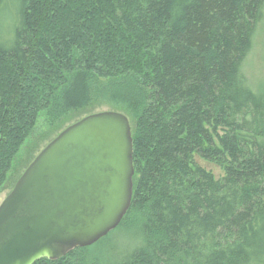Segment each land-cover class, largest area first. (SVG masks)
I'll return each instance as SVG.
<instances>
[{"label":"trees","instance_id":"16d2710c","mask_svg":"<svg viewBox=\"0 0 264 264\" xmlns=\"http://www.w3.org/2000/svg\"><path fill=\"white\" fill-rule=\"evenodd\" d=\"M3 1L0 191L41 114L56 129L106 104L131 125L119 226L141 244L112 263L264 264V93L242 73L264 0ZM89 252L34 264H102Z\"/></svg>","mask_w":264,"mask_h":264},{"label":"water","instance_id":"95a60500","mask_svg":"<svg viewBox=\"0 0 264 264\" xmlns=\"http://www.w3.org/2000/svg\"><path fill=\"white\" fill-rule=\"evenodd\" d=\"M129 119L94 113L49 142L0 204V264L57 261L114 231L130 208Z\"/></svg>","mask_w":264,"mask_h":264},{"label":"rangeland","instance_id":"374dc122","mask_svg":"<svg viewBox=\"0 0 264 264\" xmlns=\"http://www.w3.org/2000/svg\"><path fill=\"white\" fill-rule=\"evenodd\" d=\"M17 3L18 0L3 1L2 15L4 18L8 17V14L10 16L14 15ZM242 73L246 77L248 85L255 93H264V11L263 19L258 25L252 39L251 51L242 65ZM91 111V113L94 114L117 110H114V108L106 104H98L93 106ZM84 117L85 116H81L55 129L50 126L45 113L39 116L35 129L25 141L13 161L7 183L0 191V204L12 191L20 176L39 152L65 128ZM194 163L207 172H210L215 179H221L224 176V171L220 166L199 159L198 156L194 157ZM140 245L138 238H136V234L130 233L122 228V226H119L105 239L103 238L99 243L87 249L90 250L89 253L95 255L99 259L100 263L113 264L112 262L118 261L120 255L132 252Z\"/></svg>","mask_w":264,"mask_h":264},{"label":"bare ground","instance_id":"6f19581e","mask_svg":"<svg viewBox=\"0 0 264 264\" xmlns=\"http://www.w3.org/2000/svg\"><path fill=\"white\" fill-rule=\"evenodd\" d=\"M200 159V158H199Z\"/></svg>","mask_w":264,"mask_h":264}]
</instances>
